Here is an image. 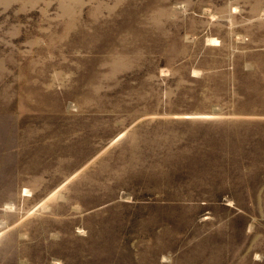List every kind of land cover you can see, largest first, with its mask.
Wrapping results in <instances>:
<instances>
[{
	"label": "rangeland",
	"instance_id": "obj_1",
	"mask_svg": "<svg viewBox=\"0 0 264 264\" xmlns=\"http://www.w3.org/2000/svg\"><path fill=\"white\" fill-rule=\"evenodd\" d=\"M0 264H264V0H0Z\"/></svg>",
	"mask_w": 264,
	"mask_h": 264
}]
</instances>
